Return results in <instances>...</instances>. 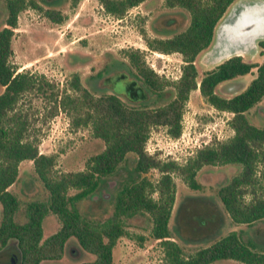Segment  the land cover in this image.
<instances>
[{
  "label": "trees",
  "instance_id": "trees-1",
  "mask_svg": "<svg viewBox=\"0 0 264 264\" xmlns=\"http://www.w3.org/2000/svg\"><path fill=\"white\" fill-rule=\"evenodd\" d=\"M69 1L72 5L77 2ZM97 1L106 13L121 17L142 0ZM3 2L6 13L0 27V249L12 244L17 251V264H38L41 259L59 258L65 241L72 236L82 249L93 254L92 259L77 264H114L112 248L117 238L127 233L128 221L146 213L151 220L150 235L159 239L165 264H210L223 258L264 264V246L244 238L239 230H229L188 254L169 238L172 235L168 218L175 192L171 173L176 172L190 188H197L195 174L204 164L239 165L238 171L216 189L217 200L232 223L252 225L264 219V125L254 124L247 117L249 109L264 95V55L259 62L232 55L204 70L198 79L194 64L195 56L210 44L215 25L233 0H164L166 6L183 8L188 13L187 22L180 10L165 12L157 18L156 27L170 35L149 37L143 30L140 33L151 50L180 53L179 75L173 80L158 75L145 62L142 51L127 48V62L118 60L96 71L97 87L107 88L97 94L81 84L77 72L58 88L41 73L17 70L10 60V39L17 14L27 6H38L34 0ZM43 12L54 21L62 19L58 10L46 8ZM258 45L263 48L264 39ZM248 73L251 77L246 84L230 95L215 90L216 86ZM119 77L129 80L124 93L113 90V81ZM194 88L213 107L232 113L228 120L232 134L199 146L183 163L147 152L145 142L151 127L162 125L171 137L180 134L182 108ZM138 89L143 94L140 98L135 95ZM29 91L46 94L53 102L54 111L50 113L64 111L71 126L88 127L91 135L102 142V148L85 159L82 169L56 171L54 155L39 152L37 138L28 131L27 115L17 106ZM127 153L131 154L128 159ZM23 159L32 161L46 194L42 199L30 200L24 209L25 219L16 222L18 199L8 186L15 181L18 163ZM123 161L128 164L127 176L120 185L116 180L110 183ZM150 168L159 173L154 181L144 174ZM103 187L109 192L110 212L104 217L85 215L77 202L101 192ZM70 188L75 191L68 193ZM152 192H156V197ZM48 212L56 216L59 225L43 236L41 221Z\"/></svg>",
  "mask_w": 264,
  "mask_h": 264
},
{
  "label": "rangeland",
  "instance_id": "rangeland-1",
  "mask_svg": "<svg viewBox=\"0 0 264 264\" xmlns=\"http://www.w3.org/2000/svg\"><path fill=\"white\" fill-rule=\"evenodd\" d=\"M34 1L38 7L27 6L18 12L16 27L10 39V60L17 70L28 69L41 73L58 88L69 80L73 72H77L81 84L97 94L107 88L97 87L96 71L118 60L127 62L124 50L138 48L142 51L145 62L158 75L169 80L179 75L182 64L180 53L151 50L146 46L140 31L143 30L149 37L170 35V32L157 29V18L165 12L180 10L185 15L186 23L188 13L183 8L166 6L164 0H142L128 8L121 17H116L106 13L97 0H77L74 5L69 0ZM244 1L247 0H233L224 14L230 7ZM46 8L58 10L62 19L54 21L45 16L43 10ZM5 13L4 2L0 0V27ZM210 45L211 42L195 56L197 79L204 70L216 64L212 61ZM260 51L263 53H259ZM263 55L264 47L258 45L253 54L243 53L242 56L246 60L259 62ZM250 77V73L236 76L219 87L216 86L215 90L220 94L230 95L241 89ZM128 83V79L119 77L113 81V90L124 93ZM135 95L140 98L143 94L138 89ZM121 97L131 104L126 97ZM52 105L53 102L46 94L38 91L25 92L17 104L27 115L28 131L37 138L38 150L54 155L53 168L56 171L82 169L85 159L100 150L103 144L91 135L88 127L71 126L64 111L57 109L56 113H50L54 111ZM231 114L213 107L197 88L191 89L182 108L180 134L171 137L164 126L155 125L150 129L145 149L149 153L154 152L161 159L172 158L183 163L199 146L226 139L232 134L233 130L228 123ZM247 117L254 124L264 125V95L249 109ZM126 156L128 159L131 154L127 153ZM127 165L125 161L121 162L114 172V179H109V182L116 180L120 185L125 178ZM238 169L239 165L234 163L204 164L195 174L197 188H190L176 172L171 173L175 192L168 218V228L172 235L169 238L181 246L184 254L232 229L239 230L244 238L264 246V219L252 225L232 223L217 200L218 185L227 181ZM144 174L152 181L159 175L154 168L148 169ZM9 188L18 199L14 215L16 222L25 219L24 209L30 200L42 199L46 194L33 169L32 161L27 159L18 163L17 177ZM74 191L75 189L70 188L68 193ZM151 195L156 197L157 194L152 192ZM77 203L85 215L104 217L110 212L111 200L105 187L101 192L84 197ZM58 224L52 212L46 213L41 221L43 236L55 231ZM150 226L151 220L146 213L128 221L125 226L127 233L119 236L112 248L114 264H165L159 239L150 235ZM11 245L0 249V264L18 263L16 248ZM92 258L93 254L82 249L71 236L65 241L59 258L41 259L38 264H77ZM210 264L243 263L223 258Z\"/></svg>",
  "mask_w": 264,
  "mask_h": 264
},
{
  "label": "water",
  "instance_id": "water-1",
  "mask_svg": "<svg viewBox=\"0 0 264 264\" xmlns=\"http://www.w3.org/2000/svg\"><path fill=\"white\" fill-rule=\"evenodd\" d=\"M261 39H264V0H247L232 6L215 25L210 45L212 61L218 63L232 55L253 54Z\"/></svg>",
  "mask_w": 264,
  "mask_h": 264
},
{
  "label": "crops",
  "instance_id": "crops-1",
  "mask_svg": "<svg viewBox=\"0 0 264 264\" xmlns=\"http://www.w3.org/2000/svg\"><path fill=\"white\" fill-rule=\"evenodd\" d=\"M54 1H56V0H54ZM40 152V151H39ZM44 153V152H43ZM27 160H29V161H31L30 159H27ZM22 161H25V159L24 160H21L20 162H22ZM19 162V163H20ZM8 189L10 190V188H9V186H8ZM43 219V218H42ZM59 225V224H58ZM42 227V226H41ZM43 233V232H42ZM48 235V234H47Z\"/></svg>",
  "mask_w": 264,
  "mask_h": 264
}]
</instances>
